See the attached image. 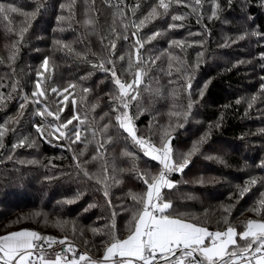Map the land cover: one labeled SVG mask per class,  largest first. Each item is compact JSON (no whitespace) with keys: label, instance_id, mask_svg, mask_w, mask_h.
<instances>
[{"label":"snow or ice","instance_id":"6c2138e0","mask_svg":"<svg viewBox=\"0 0 264 264\" xmlns=\"http://www.w3.org/2000/svg\"><path fill=\"white\" fill-rule=\"evenodd\" d=\"M35 7L26 10L12 2H0V23L3 25L5 36L9 42L5 43L7 50V64L14 65L21 48L28 43V33L37 16L43 15L49 7L47 0H34ZM78 0H57L55 20L56 27L53 32L63 33L71 30L77 33L73 40L53 37L52 46L56 51L72 54L84 60L88 52L77 51L74 43L82 42L85 37L97 35L101 50L92 52L96 60H87L91 70L83 75L68 80L66 86L60 87L54 82L53 59L45 55L35 69V79L31 80L30 95L25 91L23 84L15 78L11 79V90L5 94L0 91V107L6 106L13 98V93L19 96L20 102L15 115L6 117L0 122V149H5V137L11 132L16 139L11 143L10 150L5 159L13 160V154L18 148H34L37 139L44 143L55 144L72 153V172H63L70 182H85L103 193L107 207L115 209L111 200L110 188L122 181L116 173H133V178L142 185L139 192H128V197L134 202L126 206L121 201L122 210L130 212L127 234L120 238L116 232L115 211L110 218L111 229L107 235L109 239L104 243L103 254L93 259L86 251H79L77 245L69 242V236L55 237L42 235L30 229H19L0 234V264H264V175H249L242 184L235 185L236 191L228 193L229 203H221L223 213L221 219L226 227L222 230H210L206 224L196 222L195 217L182 212L174 213L173 200L169 199L172 191L178 190L180 181L172 178V174H183L193 163V157L204 155L206 160L224 161L216 154H203L202 147L208 143L212 128L219 129L223 123V114L216 122H209L198 137L191 142L185 151H178L173 144L177 138L178 128H184L193 115L194 106L205 96L206 89L212 77L203 81L196 89L197 96H193V82L205 63L203 46L206 39L185 40L181 38H167L166 47H157L154 42L167 37L173 30L183 28L184 21L195 15L196 22L202 25V31L189 36L210 35V29L203 22L224 19L222 13L233 8L235 0H146L147 11L137 20V12L145 6L141 2L128 4L126 0H106L112 9L113 22L105 33H101L98 18L95 15L94 5L89 0H83V20L77 19ZM252 3L264 10V0H243L241 8L246 9ZM183 6L187 11L173 10V6ZM15 15L23 17L18 23ZM241 29L235 33L233 39L230 35L223 37V42L217 47L224 49L236 44L238 41L254 37L257 44H264V32L259 25L251 26L249 22L253 17L245 13ZM163 21V25L148 33L142 32L153 21ZM117 21L119 22L117 26ZM74 25H82L81 33ZM129 29L131 31L129 32ZM123 39L125 47L118 51V40ZM199 46L194 62L189 63L184 53L187 47ZM178 49L179 53L174 51ZM38 50V49H37ZM88 51L91 48L88 47ZM264 69V51L257 54ZM242 59L235 60L233 67L250 63ZM0 63H4L0 60ZM99 70L105 75L96 82L93 89L82 82L89 79L94 71ZM230 70V69H229ZM167 77V88L162 82ZM260 83L256 93L247 100V108L251 109L258 98L264 99V74L259 77ZM4 83H0L3 88ZM95 93V99L90 94ZM144 94H147L145 100ZM106 110L96 115V109L104 103ZM71 98L72 114L62 117L66 102ZM186 99V104L182 101ZM244 98L235 100L237 105ZM166 101L165 112L156 107L160 101ZM55 104V108L51 105ZM31 106V112H28ZM228 105H225L227 108ZM148 114V124L140 129L137 121L144 114ZM167 117L166 123H160L161 115ZM29 116L31 119H29ZM40 122H36V118ZM28 119L35 134H25L22 120ZM106 121V122H105ZM75 122V123H74ZM264 135V128L258 129ZM30 136L32 137L30 139ZM158 137V140L155 139ZM123 140L125 147L120 150L122 157L129 159L130 167H119L110 159L108 147L118 140ZM83 144L82 148L74 145ZM95 144L90 157L86 158L89 145ZM128 145H131L132 151ZM142 153L144 166L140 165ZM53 159L49 158L48 167L55 168ZM20 164H36L35 158L18 161ZM96 162L95 170L88 165ZM150 162H155L151 164ZM264 172V157L255 165ZM245 167H251L246 164ZM45 180L51 181L53 175H45ZM206 181L203 174L192 183L203 185ZM185 184L189 181H184ZM254 187H259L258 197L250 208L258 217L248 219L243 230L238 231L229 223V215L235 207V202L250 193ZM165 190H168L166 193ZM84 193L79 189L73 196H66L60 204H73ZM192 197L189 195L188 199ZM89 204L88 208L94 207ZM40 210H34L27 216H40ZM71 224L72 231H76V221L70 218L57 219L55 226L63 229ZM90 231L98 233L100 228L91 227ZM239 237V240H237ZM87 243V242H86ZM54 245L61 246L57 251Z\"/></svg>","mask_w":264,"mask_h":264},{"label":"trees","instance_id":"16d2710c","mask_svg":"<svg viewBox=\"0 0 264 264\" xmlns=\"http://www.w3.org/2000/svg\"><path fill=\"white\" fill-rule=\"evenodd\" d=\"M4 2V0H0ZM19 4L26 10H31L35 7L34 0H6ZM48 9L43 12V15L37 16L33 21V26L28 33V43L20 50L17 60L14 65L7 64V50L5 43L9 42V38L5 36L2 23H0V83H4V87L0 88L7 94L11 90V79L13 78V70L15 78H17L24 86L25 91L30 95L31 80L35 79V69L45 55L50 56L55 66L53 67L54 82L60 87L66 86L68 80L74 79L79 75H83L85 71L91 70V66L85 61L96 60L92 52H100L101 45L99 37L92 35L85 37L82 42L74 43V48L77 51L88 52L84 60L76 58L72 54L59 52L52 46L53 37L62 38L65 40H73L77 33L71 30L63 33L53 32L56 27V8L54 5L57 0H47ZM138 0H126V3H137ZM145 4L137 12V20L146 13V0H139ZM243 0H235L233 8L222 13V17L227 19L215 20L209 22L206 19L204 24L210 29V35L205 33L204 36H189L188 33H196L202 31V25L196 22L195 15L190 16L184 21V27L178 30H173L167 37H162L154 42L157 47H166L167 38H181L185 40L206 39L203 46L205 52V63L201 65L200 72L196 80L193 82V96H197L196 89L201 86L203 81L208 77H212L205 96L194 106L193 115L189 118L184 128L176 130V139L173 141L174 146L178 151H185L190 147L192 140L198 139L199 135L208 128L209 122H216L217 118L223 114L222 126L217 129L212 128L211 136L205 145L202 147L203 154L219 155L223 163L215 160H206L204 155L193 157V163L185 170L183 177L181 174H172V178L180 181L177 186L178 190L172 191L169 199L173 200L174 213L182 212L193 216L196 222L206 224L210 230L223 229L227 225L224 224L221 217L223 215L220 205L221 203H229L228 193L235 192V185L242 184L244 179L249 175H264L255 165L264 157V135L258 132V129L264 128V99L258 98L255 105L248 109L247 100L251 95L256 93L260 83V75L264 74V69L259 67L260 61L257 54L264 51V44H257V38L250 37L245 40L238 41L230 47L220 49L218 43L223 42L225 35H230L233 39L235 33L241 29L244 23L245 13L253 17V21L249 22L251 26L259 25V30L264 32V10H261L256 3H252L246 9L241 8ZM115 3V0H113ZM89 4L94 5L95 15L98 18V25L101 33H105L113 22L112 9L106 3V0H89ZM173 10L187 11L183 6H173ZM15 21L18 23L23 19L19 15H15ZM77 19L83 20V0H78L77 3ZM119 22L117 21V26ZM166 27L163 21L157 20L148 24L142 29V32L148 33L161 26ZM81 33L84 29L82 25H74ZM131 29H129V32ZM118 51L124 50L125 44L123 39L118 40ZM88 47L91 51H88ZM38 49V50H37ZM200 47L193 45L187 47L184 53L180 55L186 57L189 63L196 59L197 51ZM251 61L250 63H242L233 67L235 60ZM230 69V70H229ZM105 74L99 70L94 71L93 75L83 81L85 86H90L93 89L96 87V82ZM167 77H162V82L167 88ZM18 95L13 93V98L9 100L4 107H0V122L6 117L15 115L18 103ZM147 100V94H144ZM244 98L241 104L235 103L236 98ZM91 99H95V93L90 94ZM104 103L96 109V115L104 108L107 103V98H103ZM186 104V99L182 101ZM65 112L62 117H68L72 114L71 98L66 102ZM225 105H228L225 108ZM55 108V104L51 105ZM166 101H160L156 107L165 112L167 109ZM31 112V106L28 109ZM29 119L31 117L29 116ZM160 123H166L167 117L161 115ZM36 122H40V118H36ZM106 122V121H105ZM75 123V122H74ZM140 129H145L148 124V114H144L137 121ZM23 131L27 135L35 134L34 129L28 122V119L22 120ZM32 137L30 136V139ZM16 137L9 132L5 137V149H0V234L8 231L19 229H30L37 231L42 235H51L61 237L69 236V242H74L78 247L86 251L93 259L99 258L103 254L104 243L109 239L110 218L112 212L115 211L116 232L120 238L127 234L128 221L130 212L122 210L121 201H124L126 206L133 205V201L128 197V192L141 191L142 185L139 181L133 178V173L117 172V178L121 179L120 184H114L110 188L111 200L115 205V209L107 207L105 198L97 187L85 182H70L66 176L60 175L63 172H72V153L55 144H48L37 139V144L34 148H18L13 154V160L5 159L10 150L11 143ZM155 139L158 140V137ZM74 147H83L79 144ZM125 147L124 141L118 140L108 147L110 159L114 157V162L119 167L129 168L130 163L127 157L120 155V150ZM132 149L131 145H128ZM95 149V144L89 145L86 152V158L92 155ZM141 160L140 165L143 167V162L147 160L142 153H139ZM53 159L55 168L48 167L49 158ZM33 159L39 162L36 164H20L19 159ZM155 164V162H150ZM251 167H245V165ZM96 162H91L88 167L90 170H95ZM201 174L206 182L203 185L194 184L192 181L198 179ZM45 175H53L51 181L45 180ZM184 181H189L185 184ZM84 194L79 200L73 204H60L66 196L75 195L77 190ZM166 193L168 190H165ZM259 187H254L250 193L238 202H235V207L229 215V223L237 228L238 231L243 230V225L248 219H257L258 217L250 208L254 205L258 197ZM191 199H188V196ZM94 204L92 208L84 211L89 204ZM34 210H40V216H28L26 219H18L21 216H27ZM74 219L76 221V231H72L71 224L63 229L55 226L57 219L64 218ZM91 227L100 228L101 231L93 233ZM239 240V237H237ZM87 242V243H86Z\"/></svg>","mask_w":264,"mask_h":264},{"label":"built area","instance_id":"2783aa9c","mask_svg":"<svg viewBox=\"0 0 264 264\" xmlns=\"http://www.w3.org/2000/svg\"><path fill=\"white\" fill-rule=\"evenodd\" d=\"M53 247H54L55 250H57V251L62 250L61 246H59V245H54ZM79 251H84V250L81 249L80 247H77V254L79 253Z\"/></svg>","mask_w":264,"mask_h":264},{"label":"rangeland","instance_id":"374dc122","mask_svg":"<svg viewBox=\"0 0 264 264\" xmlns=\"http://www.w3.org/2000/svg\"><path fill=\"white\" fill-rule=\"evenodd\" d=\"M18 100H19V97H18ZM20 101V100H19Z\"/></svg>","mask_w":264,"mask_h":264}]
</instances>
